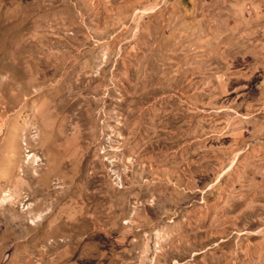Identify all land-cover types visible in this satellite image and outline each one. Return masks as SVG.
Listing matches in <instances>:
<instances>
[{"label":"rangeland","instance_id":"1","mask_svg":"<svg viewBox=\"0 0 264 264\" xmlns=\"http://www.w3.org/2000/svg\"><path fill=\"white\" fill-rule=\"evenodd\" d=\"M0 264H264V0H0Z\"/></svg>","mask_w":264,"mask_h":264}]
</instances>
